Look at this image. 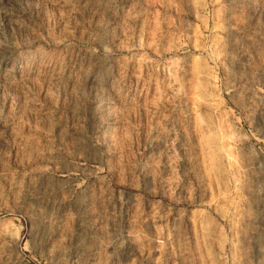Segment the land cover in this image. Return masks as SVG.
<instances>
[{
    "label": "rangeland",
    "instance_id": "rangeland-1",
    "mask_svg": "<svg viewBox=\"0 0 264 264\" xmlns=\"http://www.w3.org/2000/svg\"><path fill=\"white\" fill-rule=\"evenodd\" d=\"M0 264H264V0H0Z\"/></svg>",
    "mask_w": 264,
    "mask_h": 264
}]
</instances>
